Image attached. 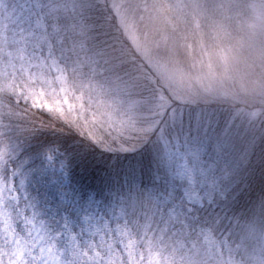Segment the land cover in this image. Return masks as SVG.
Wrapping results in <instances>:
<instances>
[{
  "label": "snow or ice",
  "instance_id": "1",
  "mask_svg": "<svg viewBox=\"0 0 264 264\" xmlns=\"http://www.w3.org/2000/svg\"><path fill=\"white\" fill-rule=\"evenodd\" d=\"M29 2L17 42L55 62L65 17ZM257 189L264 219V102L167 95L134 120L67 80L0 88V264H176L177 224L226 234Z\"/></svg>",
  "mask_w": 264,
  "mask_h": 264
},
{
  "label": "trees",
  "instance_id": "2",
  "mask_svg": "<svg viewBox=\"0 0 264 264\" xmlns=\"http://www.w3.org/2000/svg\"><path fill=\"white\" fill-rule=\"evenodd\" d=\"M68 1L67 8L60 9L65 20L59 27L73 33L89 55L100 63L101 76L107 85L117 91V95L132 100L136 120L147 118L153 102L160 96L188 95L186 87L179 91L173 89L178 88L177 82L175 86L166 80L165 74L179 77L191 69L194 71L195 63L199 67L207 62L201 60L202 53L211 51L210 40L206 30H199L207 21V0ZM88 3L94 5L95 11L91 16L85 12L81 17V5ZM7 41L0 29V43ZM0 88L12 91L5 85ZM236 89L239 88L230 86L221 90L231 94ZM198 94L204 96L198 91L190 95ZM221 100L240 108L260 107L264 95H235ZM260 195L258 189L251 194L246 216L241 218L237 228L226 234L215 226L190 231L177 224L168 241L175 252L176 264H231L221 260L225 255L233 258V264H264ZM206 232L219 242V252L216 248L210 249Z\"/></svg>",
  "mask_w": 264,
  "mask_h": 264
},
{
  "label": "rangeland",
  "instance_id": "3",
  "mask_svg": "<svg viewBox=\"0 0 264 264\" xmlns=\"http://www.w3.org/2000/svg\"><path fill=\"white\" fill-rule=\"evenodd\" d=\"M207 1L209 2L207 21L199 27L200 31V28L207 31L210 40L208 48L211 51L202 53L204 56L201 60H207V62L204 61L205 63L199 67L195 63L194 71L191 69L186 74L183 71L184 73L179 77L166 72V80H170L173 84L177 82L178 88H173L175 90L179 91L186 87L188 95L198 91L204 96L210 95L219 99L235 95L248 96V94L263 97L264 0ZM55 2L60 9L67 8L69 5L68 0H55ZM23 7L24 0H4V9L0 13L2 16L0 29L3 37L7 36L8 40L7 43H0L2 45L0 55L8 57L0 67V73H2L0 85L8 86L11 90L13 88L27 90L40 86L50 88L61 80H67L70 83L74 82L77 86H83L94 99L102 102L106 107L136 120L137 113L132 100L117 95L119 93L107 85L106 79L101 76L100 63L89 55L88 50L84 49L70 31H64L59 27L61 38L54 44L57 49L55 62L47 58V43L43 45L44 56L38 60H32L29 55L32 47L25 50L24 46L17 42L22 38L21 26L25 35L31 30L29 24L23 23L28 16L27 11L18 18ZM27 8H34L31 0ZM34 23L33 20L32 24ZM9 45H11L10 48ZM176 78L177 81H175ZM230 86H236L239 89L231 94L229 91L221 90ZM206 240L210 249L216 248L219 252L221 248L219 242L207 232ZM221 260L234 263L233 258L228 255L221 257Z\"/></svg>",
  "mask_w": 264,
  "mask_h": 264
}]
</instances>
